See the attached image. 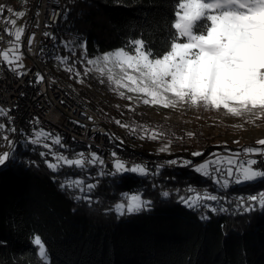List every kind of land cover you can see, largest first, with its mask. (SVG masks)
Returning <instances> with one entry per match:
<instances>
[{
  "label": "trees",
  "instance_id": "trees-1",
  "mask_svg": "<svg viewBox=\"0 0 264 264\" xmlns=\"http://www.w3.org/2000/svg\"><path fill=\"white\" fill-rule=\"evenodd\" d=\"M22 1L0 0L2 14ZM35 1H29V7ZM59 1L61 13L54 35L58 40L78 36L80 43L86 41L89 57L128 45L141 36L161 52L169 34H174L170 24L178 0ZM55 54L69 53L53 43L46 61L53 71L75 86L77 78H70L71 74L53 58ZM85 80L95 83L92 76H85ZM77 92L98 112L115 144L154 159L181 157L195 165L215 159L213 154L218 151L243 149L212 142L199 131L190 132L174 122L152 120L145 113L126 115L120 109L108 108L81 83ZM117 120L125 126L117 124ZM0 123L11 128L6 117L0 118ZM153 133L157 135L155 140L148 138ZM5 134L11 140L12 133L0 136ZM163 142L169 145V151L156 150V144ZM8 150L7 142L0 139V154ZM53 150L65 151L69 156L89 152L81 145H68L66 149L54 146ZM41 151L47 150L27 141L19 142L15 159L0 166V264H39L38 249L30 242L34 234H40L46 242L51 264H264V211L231 214L236 211L237 198L258 194L264 190V181L221 190L192 168L165 166L158 175L123 173L98 179L99 169L95 167L87 172L65 167L54 182V174L46 167ZM196 151L203 155L193 157L191 154ZM47 159L51 160V156ZM66 176L98 183L92 193L97 202L89 206L74 201L71 196L75 193L61 191L59 181ZM190 186L201 193L207 189L221 196L220 205L209 203L228 207L229 211L211 213L187 208L179 197L187 195ZM164 191L171 195L164 198L161 195ZM135 193H142L143 198L153 202L150 211L119 219L115 214H106L122 199V194ZM202 214L210 219L200 220Z\"/></svg>",
  "mask_w": 264,
  "mask_h": 264
},
{
  "label": "snow or ice",
  "instance_id": "snow-or-ice-1",
  "mask_svg": "<svg viewBox=\"0 0 264 264\" xmlns=\"http://www.w3.org/2000/svg\"><path fill=\"white\" fill-rule=\"evenodd\" d=\"M174 7L175 18L170 24L174 34H169L166 47L161 52H157L141 36L131 40L128 45L89 57L86 41L80 43L78 36L70 40H58L51 32H45L43 35L69 53L55 54L53 58L71 74L70 78H77L79 83L84 82L82 76H89L94 70L99 74L100 83H105L106 79L109 86H115L120 97L128 100L133 97H125V92L120 89L139 94L143 97L144 105L174 109L183 104L203 107L206 110H225L233 117H249L250 123L264 118V0H178ZM7 10L15 12L17 17L25 15L23 11L11 8ZM2 11L3 8L0 7V15ZM67 14L64 13L65 18ZM5 23L15 28L14 32L8 28L4 29L6 34L14 36L15 39L11 41L13 46L10 49L0 51V65H7L8 70L15 76L22 77L27 74L23 71V53L20 45L25 28L15 27V20H6ZM33 36L27 41L29 49L33 44ZM41 54H44L43 48ZM80 65H83V72L78 68ZM44 79V75L37 72L33 83L39 84ZM5 117L12 127L0 123V133L19 132L29 144L47 150L41 151L40 156L45 158L46 167L54 174V182L55 176L65 167H75L85 172L91 167H99L98 179L123 173L145 177L158 175L165 166L192 168L201 176L211 179L221 190L264 181V167H258L264 163V138L255 142L259 147H243L244 160L236 158L240 155L239 151L228 157L213 154L215 159L195 165L191 160L176 158L155 165V171L147 164L135 163L130 167L126 166L127 162L119 158L116 151H112V171H105L106 162L97 151L90 149L88 153L77 152L72 156L65 154V151H55L54 146L67 148L59 134L47 132L40 127L28 138L23 129L18 130L15 127L11 109L0 106V118ZM115 122L125 126L119 120ZM74 123L79 124L78 121ZM49 138L51 144L47 142ZM148 138L155 140L157 135L153 133ZM0 139L9 145V150L0 154V166H4L15 159L16 141L8 140L7 134L0 136ZM159 151H169V145H163ZM49 155L51 160L47 159ZM191 155L199 157L203 153L196 151ZM251 155L258 158H248ZM30 163L35 164L34 161ZM97 187L98 183H87L83 177L66 176L59 181L61 191L75 193L71 196L74 201H83L89 206L97 202L92 197ZM187 191L188 194L180 196L179 201L191 210H207L211 213L229 211L228 207L222 205L212 206L209 202L220 205L222 197L207 189L201 193L190 186ZM161 195L168 198L171 193L164 191ZM152 203L151 200L143 198L142 193L122 194V199L107 209L106 214H115L118 219L138 215L150 211ZM235 207L236 211L231 213L233 215L238 212L247 214L257 209L264 211V190L258 194H249L246 198H237ZM199 219L207 221L210 216L202 214ZM30 242L38 249L36 254L39 264H51L50 251L41 235L34 234Z\"/></svg>",
  "mask_w": 264,
  "mask_h": 264
},
{
  "label": "built area",
  "instance_id": "built-area-1",
  "mask_svg": "<svg viewBox=\"0 0 264 264\" xmlns=\"http://www.w3.org/2000/svg\"><path fill=\"white\" fill-rule=\"evenodd\" d=\"M29 1L32 0H24L12 8L15 11H20L25 6L29 8L25 32L21 39V49L29 58V68L25 70L27 74L17 77L8 70L7 65H0V106L11 109L15 127L18 130L23 129L28 138H31L33 130L43 127L47 132L63 137L66 145H81L88 150L97 151L106 162L105 170L112 169L114 160L111 156L112 151H116L118 157L126 161L129 167L135 163H142L153 170L155 165L168 161L154 159L113 142L110 132L98 119L96 110L73 85L53 71L50 63L46 61L54 42L43 34L45 32L54 34L61 13L60 1L36 0L31 7L28 5ZM14 14L15 12L7 11L0 15V51L10 39V35L4 31L7 28L6 17ZM30 36H33L31 49L27 43ZM41 48L44 49V54H41ZM37 72L45 77L39 84L33 83ZM76 121L79 124L74 123ZM11 140H15L16 145L27 141L19 132L12 133ZM238 157L240 160L245 159L242 152ZM176 158L179 157L173 159ZM248 158L258 157L251 155ZM258 167H264V163Z\"/></svg>",
  "mask_w": 264,
  "mask_h": 264
},
{
  "label": "rangeland",
  "instance_id": "rangeland-1",
  "mask_svg": "<svg viewBox=\"0 0 264 264\" xmlns=\"http://www.w3.org/2000/svg\"><path fill=\"white\" fill-rule=\"evenodd\" d=\"M20 11H23L25 15H23L22 17H17L14 14L11 17H6V20H15V27L25 28V23L29 14V8L25 6ZM6 26L11 31H15V28L12 25L6 23ZM14 39V36H10L9 41L4 46L3 50L10 49L13 46L11 41H14ZM21 52L23 53L22 49ZM22 62L24 64L23 71H25L29 68V58L27 55H25V53H23ZM80 68L83 72V65H80ZM89 76H92L93 81L96 84L86 81L85 76H82L84 82L81 84L83 86H86L95 94V99H100L102 105H105L108 108L120 109L126 115H129L132 112H136L138 114L145 113L152 120L161 119L174 122L185 127L186 130L190 132L199 131V133H201L205 139H208L212 142L226 143L238 148L244 146H253L258 139L264 138V118L257 119L253 123H250L248 122L250 119L249 117H233L230 114H227L225 110H206L203 107H194L183 104L177 106L174 109H165L161 106L144 105L142 103L143 97H141L139 94L128 93L126 89H120V91L125 92V97L132 96L133 99L128 100L127 98L120 97L115 90V86H109L106 82V79L105 83L103 84L99 82V74L94 70ZM77 84L79 85L80 83L77 82L74 86L76 90L78 87ZM97 116L101 121L98 112ZM47 142L51 144V139L49 138ZM165 144L167 143H157V147L155 146L156 150L159 151V149ZM230 151H227L229 153H225L226 151H218L217 154L228 157L236 153L233 150Z\"/></svg>",
  "mask_w": 264,
  "mask_h": 264
},
{
  "label": "water",
  "instance_id": "water-1",
  "mask_svg": "<svg viewBox=\"0 0 264 264\" xmlns=\"http://www.w3.org/2000/svg\"><path fill=\"white\" fill-rule=\"evenodd\" d=\"M112 170V169H111Z\"/></svg>",
  "mask_w": 264,
  "mask_h": 264
}]
</instances>
